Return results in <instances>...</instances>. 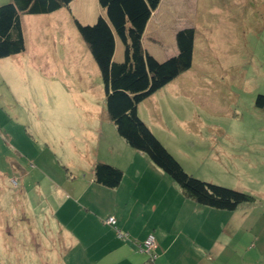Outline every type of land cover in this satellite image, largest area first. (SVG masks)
<instances>
[{
  "label": "rangeland",
  "instance_id": "1",
  "mask_svg": "<svg viewBox=\"0 0 264 264\" xmlns=\"http://www.w3.org/2000/svg\"><path fill=\"white\" fill-rule=\"evenodd\" d=\"M62 12L55 15V34L74 36ZM38 17L22 16L25 23L28 18L35 21L25 34L45 41L65 70L51 71L44 57L31 54V37L20 65L15 67L13 56L0 61V264H57L63 258L59 249L64 241L50 217L52 203L36 193L47 183L34 169L42 160L34 163L31 152L44 158L47 135L63 136L53 125L59 121L60 126L63 110L84 113L71 102L76 93L106 112L91 55L71 57L82 71L67 75L72 85L65 83L61 77L68 74V58L59 40L34 35L42 29ZM185 28L195 29L191 68L177 79V89L163 87L141 102L138 115L187 174L248 193L264 208L259 196L264 189V108L255 106L257 96H264V0H161L143 34L144 45L158 61H165L176 48L175 31ZM151 38L158 40L156 45ZM122 53L117 42L114 59L121 61ZM70 147L56 152L60 162H68L65 152L70 153ZM78 251L74 253L84 261Z\"/></svg>",
  "mask_w": 264,
  "mask_h": 264
},
{
  "label": "crops",
  "instance_id": "2",
  "mask_svg": "<svg viewBox=\"0 0 264 264\" xmlns=\"http://www.w3.org/2000/svg\"><path fill=\"white\" fill-rule=\"evenodd\" d=\"M8 2L10 0H0V5ZM61 12L66 13L61 18L74 31V36L63 34L58 37L55 34L58 25V17L55 15ZM154 13L155 11L152 16ZM71 14L82 24H92L95 22L92 19L100 15V7L95 0H71ZM38 19L44 21L47 29H43L40 21L38 25L42 29L34 35L43 36L48 42L59 40L69 64L68 71H65L68 74L61 79L72 85L73 79L67 75H76L82 69L75 58L71 57L89 51L83 40L79 39L70 13L60 9L52 14L40 15ZM31 21L35 22L28 18L25 23L21 18L25 39L24 54H27L28 49L27 38L31 37V54H35L38 59L44 57L43 60L51 71L65 70L62 64L57 65V52L50 51L45 41L38 42L25 34L26 26L30 28ZM150 40L155 45L158 42L157 39ZM142 45L156 59L144 45L143 39ZM45 49L49 50L48 54ZM177 53L176 46L169 56H176ZM13 57L16 67L25 56L19 54ZM93 63L95 64L94 61ZM94 67L97 68L96 64ZM181 75L165 87L177 89V79ZM80 89L83 90V86ZM87 90L90 91L89 88ZM162 90L163 88L159 91ZM81 96L76 93L71 102L78 109H83L84 113L63 110L60 117L64 120H60V126L59 121H52L63 136L56 132L47 135L50 144H42L47 145L43 148L46 157L40 158L35 152H31L35 158L34 163L42 160V165H39L42 168L34 169L39 170L41 179L47 181L44 188L37 189L36 193L52 203L49 205L50 217L55 219L53 226L58 231L60 240L64 241L63 247L59 249L62 250L59 257L63 258L57 264H264L262 203L225 212L200 206L185 198L179 186L153 165L146 155L123 142L112 128L114 126H111L107 112L97 111L89 104L88 99L84 100ZM152 97L155 94L149 98ZM38 142L41 144V139ZM66 145L71 147L70 153L65 152L68 162L64 164L60 162L56 152L64 153ZM99 162L110 164L123 172L116 188L109 189L95 183L93 167ZM72 170H76V173L71 174ZM259 196L264 201V189L259 192ZM110 216L115 218L116 228L128 235L127 239H119L114 228L105 223ZM149 234L154 236L156 244V259L153 262L137 250V244L143 242ZM75 251H78L80 257H85V260L78 259Z\"/></svg>",
  "mask_w": 264,
  "mask_h": 264
},
{
  "label": "trees",
  "instance_id": "3",
  "mask_svg": "<svg viewBox=\"0 0 264 264\" xmlns=\"http://www.w3.org/2000/svg\"><path fill=\"white\" fill-rule=\"evenodd\" d=\"M97 2L101 15L90 25L82 24L72 16L71 0H10L0 5V60L25 51L22 16L67 10L75 31L99 70L105 109L119 137L130 148L146 155L179 186L185 198L200 206L233 212L243 206L256 205L257 199L248 193L204 182L187 174L138 115L137 107L141 102L191 68L195 29L179 30L175 35L177 55L160 62L144 49L142 39L161 0ZM116 41L123 47L121 61L114 59ZM255 106L264 108L263 95L257 96ZM122 177L119 168L106 163L99 162L93 167L95 183L106 188H116ZM141 243L137 244V250Z\"/></svg>",
  "mask_w": 264,
  "mask_h": 264
},
{
  "label": "built area",
  "instance_id": "4",
  "mask_svg": "<svg viewBox=\"0 0 264 264\" xmlns=\"http://www.w3.org/2000/svg\"><path fill=\"white\" fill-rule=\"evenodd\" d=\"M105 223L108 226H111L112 228H114L117 237L119 239H126L127 238V234H123L121 233L117 228H116V220L114 217L110 216L105 220ZM155 238L152 234H149L146 239L143 241V243H141L138 246V251L142 254H145L148 257V260L150 262H153L156 259V253H155Z\"/></svg>",
  "mask_w": 264,
  "mask_h": 264
}]
</instances>
